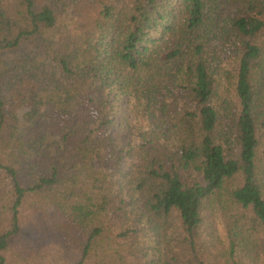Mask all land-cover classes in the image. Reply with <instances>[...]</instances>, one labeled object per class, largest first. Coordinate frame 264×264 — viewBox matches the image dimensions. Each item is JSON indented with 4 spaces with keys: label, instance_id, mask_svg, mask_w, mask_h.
I'll use <instances>...</instances> for the list:
<instances>
[{
    "label": "trees",
    "instance_id": "obj_1",
    "mask_svg": "<svg viewBox=\"0 0 264 264\" xmlns=\"http://www.w3.org/2000/svg\"><path fill=\"white\" fill-rule=\"evenodd\" d=\"M0 264H264V0H0Z\"/></svg>",
    "mask_w": 264,
    "mask_h": 264
},
{
    "label": "rangeland",
    "instance_id": "obj_2",
    "mask_svg": "<svg viewBox=\"0 0 264 264\" xmlns=\"http://www.w3.org/2000/svg\"><path fill=\"white\" fill-rule=\"evenodd\" d=\"M67 10H70V9L68 8ZM68 12H69V11H66L65 14H67ZM14 58H15V55H14V54H10L9 57H7V58H6V57H3L2 59H4L5 63H6V62L9 63V62L13 61ZM7 66H8V65H7ZM7 66H5V65L3 64V66H2L1 69L4 70V71H5V70H8L9 67H7ZM22 112H23V110H17V115L20 116ZM26 127H27V126H25L24 128H26Z\"/></svg>",
    "mask_w": 264,
    "mask_h": 264
}]
</instances>
